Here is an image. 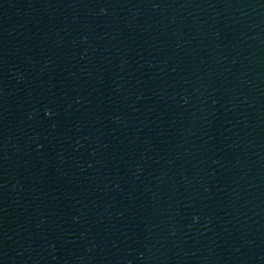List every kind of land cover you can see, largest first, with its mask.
Instances as JSON below:
<instances>
[{"label": "water", "instance_id": "95a60500", "mask_svg": "<svg viewBox=\"0 0 264 264\" xmlns=\"http://www.w3.org/2000/svg\"><path fill=\"white\" fill-rule=\"evenodd\" d=\"M0 264H264V0H0Z\"/></svg>", "mask_w": 264, "mask_h": 264}]
</instances>
